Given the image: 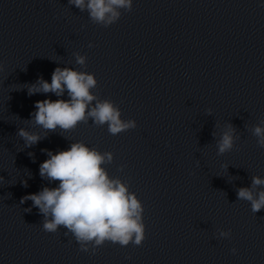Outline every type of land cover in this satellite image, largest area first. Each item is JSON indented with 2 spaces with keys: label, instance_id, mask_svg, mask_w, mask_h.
Instances as JSON below:
<instances>
[{
  "label": "water",
  "instance_id": "water-1",
  "mask_svg": "<svg viewBox=\"0 0 264 264\" xmlns=\"http://www.w3.org/2000/svg\"><path fill=\"white\" fill-rule=\"evenodd\" d=\"M261 5L133 0L130 12L121 10L104 27L68 0H0V264H264V209L253 213L236 192L250 187L252 176L264 178V148L251 131L264 121ZM56 67L94 74L93 94L111 100L136 127L111 135L89 119L25 147L20 128L45 134L25 121L35 102L68 99L28 95L26 85L40 77L50 83ZM228 123L239 138L217 155ZM78 141L113 153L102 166L142 202V245L106 241L94 255L91 245L83 252L63 226L44 231L32 201L20 203L59 183L40 177L48 159L41 150L55 153Z\"/></svg>",
  "mask_w": 264,
  "mask_h": 264
},
{
  "label": "clouds",
  "instance_id": "clouds-1",
  "mask_svg": "<svg viewBox=\"0 0 264 264\" xmlns=\"http://www.w3.org/2000/svg\"><path fill=\"white\" fill-rule=\"evenodd\" d=\"M68 3L81 12L87 10L91 21L104 27L117 22L121 10L130 12L133 6V0H68ZM75 55L76 63L84 66L86 57L78 53ZM96 86L94 74L70 67H56L50 83L40 77L35 83L26 85L29 96L53 93L59 98L67 93L68 99L35 102L36 111L31 113L30 120L25 121L40 126L45 134L42 136L20 128L17 135L24 141L25 147L31 148L57 129L62 135L81 122L87 123L89 119L96 126L107 125L111 135L134 129L135 120H122L118 106L109 99L101 100L93 94L91 90ZM208 114L211 115V109ZM262 125L264 121L251 129L260 148H264ZM236 132V128L228 123L216 141L217 155L233 149L235 140L239 138ZM212 135L215 137V132ZM41 151L47 154L48 159L39 166L40 177L49 183H59L56 187L45 186L37 193L25 195L20 203L32 201V207L37 208L43 216L44 231L55 233L63 226L67 229L65 236L71 233L83 252H89L91 245L93 255L106 241L122 247L130 243L142 245L145 240L142 202L129 191L125 182L110 177L102 166L113 161L112 152L101 153L82 141L72 142L67 150L55 153L47 149ZM29 156L34 157V154L29 153ZM24 186L27 187L26 182ZM261 186H264V178L252 176L250 187L236 190L237 199L249 202L253 213L264 209V187ZM30 211L31 208L26 209V212ZM218 235L229 238L231 231L218 230ZM231 251L235 254L237 250L233 248Z\"/></svg>",
  "mask_w": 264,
  "mask_h": 264
}]
</instances>
